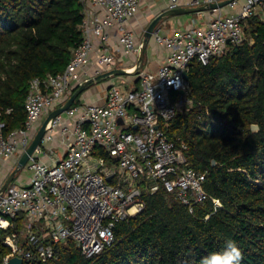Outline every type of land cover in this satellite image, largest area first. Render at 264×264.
Wrapping results in <instances>:
<instances>
[{
  "label": "built area",
  "instance_id": "2783aa9c",
  "mask_svg": "<svg viewBox=\"0 0 264 264\" xmlns=\"http://www.w3.org/2000/svg\"><path fill=\"white\" fill-rule=\"evenodd\" d=\"M219 1L191 0V4L201 7ZM80 2L82 41L65 69L30 81L22 127L7 132L5 122L0 121V163H9L6 179L0 182V229H15L18 219L22 222L20 232L3 236L2 243L10 252L0 264H9L14 257L23 264L53 259L54 244L66 240H73L87 257L101 253L115 242L116 224L143 210L142 181L154 182L148 187L151 193L162 184L190 211L205 201L209 197L204 188L207 173L188 164L187 145L172 140L167 126L180 110L193 105L184 73L194 62L205 65L213 56L224 54L228 45L243 43L246 20L264 9V0H242L239 11L224 14L222 9L213 10L217 14L202 26L171 34L157 27L152 38L167 50L158 69L148 71L142 65L138 73L130 75L134 86L110 83L104 104L79 99L52 118L23 167L30 173L28 179H16V175L1 191L44 115L97 76L115 68L136 69L143 44L130 23L141 0ZM168 3L174 9L181 0ZM238 5L239 0H234L227 7ZM113 28L118 33L116 41H112ZM132 55L136 56L133 65H118L120 59ZM57 136L65 149L62 156L52 147ZM99 148L107 157L96 154ZM213 201L221 206L218 199Z\"/></svg>",
  "mask_w": 264,
  "mask_h": 264
},
{
  "label": "trees",
  "instance_id": "16d2710c",
  "mask_svg": "<svg viewBox=\"0 0 264 264\" xmlns=\"http://www.w3.org/2000/svg\"><path fill=\"white\" fill-rule=\"evenodd\" d=\"M80 0H0V121L22 127L34 77L62 72L81 43ZM193 105L169 122L168 135L184 142L188 164L207 173L208 198L189 207L161 184L142 186L145 206L120 220L115 242L87 257L73 240L55 243V257L25 264H201L234 241L240 264H264V19L245 22V39L188 71ZM79 102V96L75 103ZM11 109L10 112H6ZM259 130L253 131L252 125ZM97 155L107 157L103 149ZM216 160V165H213ZM148 189V190H147ZM218 199L221 206H216ZM0 229V259L10 252Z\"/></svg>",
  "mask_w": 264,
  "mask_h": 264
},
{
  "label": "crops",
  "instance_id": "0c3cea01",
  "mask_svg": "<svg viewBox=\"0 0 264 264\" xmlns=\"http://www.w3.org/2000/svg\"><path fill=\"white\" fill-rule=\"evenodd\" d=\"M168 0H141L139 11L137 12L136 16L131 20L130 27L135 31L138 40H139V29L144 27L145 23L151 21L162 11L169 9L168 8ZM146 7V8H145ZM180 7L183 8H192L195 7L191 4V0H181ZM145 8V9H143ZM261 17L264 19V9H259L258 12ZM217 12L213 10L198 12L196 15L194 13H188L185 15H175V16H168L164 18L159 25L157 26L162 30L163 33L171 34L177 30L185 29L190 26H202L205 25L211 17H213ZM112 34V41L117 40V30L113 28L111 30ZM167 55V50L156 43V41L152 38L150 40L149 45L146 49L145 59L143 63V68L148 71H156L158 67L165 61ZM117 56L120 58L121 54L117 52ZM136 56L132 55L124 60H119L118 65L130 67L135 62ZM113 80L107 81L105 83H96L86 89L82 94L79 95L80 101L86 102H93L97 104H104L105 102V90L110 85ZM127 88H130L136 84L133 78L128 79L126 83ZM44 115L41 122L39 121L37 124V128L39 130L40 126L44 122L45 119ZM52 147L57 151L58 155L62 156L64 152V146L61 145L59 136L52 143ZM45 161H48L47 157H43ZM8 162L0 163V182L6 179L7 175V166ZM29 176V175H28ZM28 176H20L18 179L20 180H27Z\"/></svg>",
  "mask_w": 264,
  "mask_h": 264
},
{
  "label": "water",
  "instance_id": "95a60500",
  "mask_svg": "<svg viewBox=\"0 0 264 264\" xmlns=\"http://www.w3.org/2000/svg\"><path fill=\"white\" fill-rule=\"evenodd\" d=\"M232 1H234V0H222V1H219V2L210 3L208 5L201 6V7H192V8L178 7V8H174V9H166V10L162 11L161 13H159L151 21V23L148 25V27L146 28V30L144 32L143 46H142V50H141V53H140L139 58H138V62H137V66H136L135 71L131 72V71H127V70H125L123 68H115V69H112V70H110L108 72H105V73L97 76L94 80L90 81L89 83H84L81 86H79L70 95V97L65 101V103H63V105H61L60 107L52 110L47 115L46 119L44 120V122L40 126L39 130L35 134L32 142L30 143V145L27 148V150L21 156L17 167L13 170V172L9 175V177L5 181L3 187L1 188V191H5L7 186L12 182L14 177L17 175L18 171L26 166L30 156L33 155V153L35 152L36 148L40 144L41 139H42L43 135L46 132L47 125H48V123L50 122V120L52 118H54L55 116L61 114L64 111H66L70 106L73 105V103L75 102L77 97L80 94H82L86 89L91 87L92 85H94L96 83H102L107 78L112 77L114 75H123V74L124 75H133V74L138 73V71L140 70V67H142V65L144 63L146 49H147V46L150 43V40L153 37V33L156 30V28L159 25V23L164 18H166L168 16L185 15V14H188V13H198V12L209 11V10H219V9H223V8L227 7ZM184 77H185V79L189 78L188 72L184 73ZM181 93H183V91H181ZM252 130L253 131H258L259 130V125L258 124H253L252 125ZM213 165H216V160H213ZM108 180L110 181L111 177H109ZM9 264H23V260L20 259V258L14 257V258H12L9 261Z\"/></svg>",
  "mask_w": 264,
  "mask_h": 264
},
{
  "label": "clouds",
  "instance_id": "9594fccd",
  "mask_svg": "<svg viewBox=\"0 0 264 264\" xmlns=\"http://www.w3.org/2000/svg\"><path fill=\"white\" fill-rule=\"evenodd\" d=\"M243 259L241 249L234 241H227L225 249L213 252L201 259V264H240Z\"/></svg>",
  "mask_w": 264,
  "mask_h": 264
},
{
  "label": "rangeland",
  "instance_id": "374dc122",
  "mask_svg": "<svg viewBox=\"0 0 264 264\" xmlns=\"http://www.w3.org/2000/svg\"><path fill=\"white\" fill-rule=\"evenodd\" d=\"M241 4H242V0H239V5L238 6H235V7H225L222 9V12L224 14H231V13H234V12H237L239 11L240 7H241ZM146 8V7H145ZM143 8V9H145ZM194 15H196V13H194ZM149 25V21H147V23H145L144 27H141V30L139 29V44H143V39H144V32L146 30V28L148 27ZM133 76H130V75H114L112 77H109L107 78L105 81H103L102 83H105L107 81H110V80H113V82L117 83V84H122V85H126L124 83L127 82L128 79H131ZM127 86V85H126ZM45 120V119H44ZM30 173L28 171L27 168H23L21 170L18 171L17 173V176H16V179H18L20 176H28ZM154 182L152 181H142L141 182V187L144 186V185H147V184H153Z\"/></svg>",
  "mask_w": 264,
  "mask_h": 264
}]
</instances>
